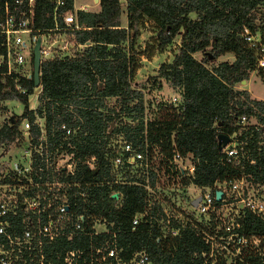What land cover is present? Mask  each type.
Returning a JSON list of instances; mask_svg holds the SVG:
<instances>
[{"label": "trees", "instance_id": "16d2710c", "mask_svg": "<svg viewBox=\"0 0 264 264\" xmlns=\"http://www.w3.org/2000/svg\"><path fill=\"white\" fill-rule=\"evenodd\" d=\"M27 1L22 0L20 10L26 9ZM65 1L59 12L73 11V0ZM123 2L126 28L119 27L121 0H99L98 13L76 10L81 28L69 30L68 34L82 47L72 57H54L41 62L36 109L28 107V96L35 92L33 78L0 75V100L13 96L24 106L19 117L9 118L0 126L2 152L23 142L21 127L25 119L30 123L32 141H36L39 130L34 113H37L44 115L49 149L57 153L66 150L77 155L95 154L98 158L95 172L83 166L74 174L61 169L57 175L54 160H50L49 166L40 162L43 181L59 179L69 184L65 186L66 194H75L69 201L70 212L101 216L108 223L103 234L92 235L85 225L81 234L71 239L60 236L53 241L45 240L43 264H64L67 251L87 248L113 235L124 258L143 248L154 264H191L194 253L207 249L189 222L178 235L164 236L159 222L164 213L156 203L132 229V218L144 210L147 195L141 186L107 182L110 164L105 160V146L113 134H123L134 148L147 140L169 157L174 151L183 156L191 154L194 169L183 178L185 184L212 188L244 178L264 196V100L251 97L246 89L234 88L242 80H248L251 72L264 78V65L260 64L264 60V0ZM53 7L50 0H33L30 26L39 35L43 29L55 27ZM2 13L0 10V16ZM145 20L151 21L156 30L155 45L149 51L145 49L149 57L155 51L162 52L181 34L174 60L163 63L159 74L171 88L179 90L178 104L156 103L155 97L146 98L143 89L132 86L140 64L134 53L125 55L121 44L131 36L129 50H132ZM57 23L64 27L62 17L57 16ZM4 52L0 44V54ZM196 53L201 54L200 60L194 57ZM228 53L233 55L232 62L219 61L211 68L207 66ZM3 71L4 66L0 68ZM16 84L26 92L18 93ZM161 88L160 80L154 79L148 91ZM146 109H151L154 116L145 121ZM242 116L247 119L244 124L240 121ZM251 118L254 123L249 122ZM62 124L75 133L65 139ZM219 134L227 135L230 142L237 144L238 156L228 160L225 147L222 150L218 147ZM39 161L34 157L35 166ZM7 167L8 164L0 166V182L12 180L11 173L3 175ZM34 178L37 179L36 175ZM79 191L85 192L83 198L78 195ZM113 191L119 193L118 199L111 197ZM33 193L29 190L25 195ZM27 215L24 209L18 208L16 215L6 216L17 234L23 231L22 220ZM239 222L246 236L264 238V219L259 215L245 211ZM173 223L176 227L179 225L176 221ZM1 243L6 245V239L0 234ZM244 264H264V255L247 254Z\"/></svg>", "mask_w": 264, "mask_h": 264}, {"label": "built area", "instance_id": "2783aa9c", "mask_svg": "<svg viewBox=\"0 0 264 264\" xmlns=\"http://www.w3.org/2000/svg\"><path fill=\"white\" fill-rule=\"evenodd\" d=\"M53 2V18L55 27L43 29L42 34L30 26L32 18L33 0L27 1L26 9L20 10L22 0H0V44L5 52L0 54V72L2 76L10 78H32L33 48L40 38V61L53 59L54 57L67 58L75 53L68 51V44L57 46L55 39H46V32H61L81 27L77 23L76 9L73 11L59 12L64 6L65 0H50ZM78 10V9H77ZM84 10V9H81ZM57 16L62 17L64 27H59ZM246 39L250 40L249 37ZM74 44L79 51L81 44ZM264 60L262 65H264ZM16 81V79H15ZM18 93L24 94L26 89L16 84ZM40 87V85L38 86ZM36 88V87H35ZM23 89L22 92L19 90ZM30 96V95H29ZM181 94L176 93L170 97L162 98L158 95L156 103L168 101L178 104ZM36 109V108H34ZM32 109V110H34ZM148 110L145 118L147 120ZM34 123L38 125L39 135L35 142L32 141L30 123L25 119L21 132L23 140L29 144L27 153L21 160L9 161L3 175L11 173V182H0V234L6 239V245L0 244V264H43L45 255L43 242L53 241L60 236L68 239L81 234L85 225H88L92 235L107 232V221L101 216L74 214L70 212V198L66 194V181L59 179L43 181L39 171H43L40 162L49 166L50 160H54V172L59 175L61 169L68 174H74L78 167L85 166L91 171L98 169V158L95 154H76L75 151H61L49 149V141L46 136L43 114L34 113ZM241 123L247 122L245 116L241 117ZM64 138L75 133L65 124ZM70 146V143H68ZM71 147H73L71 145ZM228 160L238 156L239 149L235 142H230L226 147ZM105 160L110 164V179L112 183H128L141 186L147 195L144 210L136 212L132 218V229H135L156 203L164 216L159 220L164 236L178 235L180 229L188 222L207 245V249L194 253L191 264H235L245 262V256L254 252L264 255V238L258 236H246L241 230L239 218L245 211L255 213L264 219V196L258 194L244 178L224 182L221 185L210 187H198L193 183L185 184L183 178L191 175L194 169L191 154L185 156L178 152L172 156L165 155L158 146L151 145L145 140L138 148H134L132 142L123 134H113L106 142ZM242 150V147H240ZM34 157L39 159V164L34 165ZM36 175L37 179L34 178ZM159 182L168 186L183 187L190 194V211L173 213L163 204L156 201V188L161 187ZM33 190V195H25L26 191ZM222 191L220 200H216L215 192ZM63 192V195H59ZM115 193L114 191L112 194ZM118 193V192H117ZM85 192L79 191L83 198ZM111 194V195H112ZM200 197L198 205L194 207L192 201ZM119 198V193L116 199ZM22 208L27 212L23 218L24 229L17 234L6 218L8 215H16L17 209ZM179 225L174 226L175 222ZM114 235L97 243H91L87 248L69 250L65 253L64 264H154V261L146 249H139L128 257L121 255V249L115 244Z\"/></svg>", "mask_w": 264, "mask_h": 264}, {"label": "rangeland", "instance_id": "374dc122", "mask_svg": "<svg viewBox=\"0 0 264 264\" xmlns=\"http://www.w3.org/2000/svg\"><path fill=\"white\" fill-rule=\"evenodd\" d=\"M121 2L122 6L119 16V27L126 28L127 17L125 6L123 0H121ZM73 7L76 10L80 9L81 7L86 11L96 13L100 12L101 10L99 4H96L93 0H74ZM44 36H46L45 38L50 41L55 39V44L59 47L67 43L68 51L66 50L64 53H74L78 47L74 44V41L71 39L72 37H69L68 31L45 32ZM130 37L121 44V47L127 56L134 53L138 58V63L140 64V67L134 73L132 86L143 89L146 92V98H156L158 95H160L162 98L167 99L173 94H178L179 90L171 88L168 83L159 76V74L160 66L163 63H171L174 60V56L180 46L181 34L177 35L171 44L167 46L162 52L155 51L151 57H149L148 52L145 51V49L148 50L150 46L155 45L156 42V30L154 29L153 23L151 21L145 20L143 25L140 26L139 33L132 44V50H129ZM257 38L258 36L256 39ZM194 57L200 60L201 54L196 53L194 54ZM233 60V55L228 53L220 56L218 60L208 63L207 66L211 68L212 65H215L219 61L232 62ZM154 79L160 80L162 88L160 90L151 89V91H148L152 84H154ZM246 81L248 82L237 83L234 88L248 89L251 97L264 100V78H262L256 72H251L249 79ZM22 90L23 89H20L19 91L22 92ZM39 91L40 87H36L35 92L28 96V107L30 109L37 107V93ZM23 110V104L16 100L13 96L9 97V99L0 100V126L3 123L8 122L9 118L19 117ZM151 116L153 117L154 113L150 109L147 113V117L149 118ZM249 122L254 123L255 120L251 118ZM114 125L115 124H113L112 127H114ZM28 148L29 144L26 140H23V142L19 143L18 145L10 146L7 151L2 152V148H0V166L3 167V164L7 166L9 161H14L16 159L21 160L23 155L27 153ZM159 185H161V187L155 189L157 192L156 201L159 202V204H163L166 209H169L175 214L182 211L191 212L189 204L191 197L186 189H184L182 186H168L166 183L162 182H159Z\"/></svg>", "mask_w": 264, "mask_h": 264}, {"label": "water", "instance_id": "95a60500", "mask_svg": "<svg viewBox=\"0 0 264 264\" xmlns=\"http://www.w3.org/2000/svg\"><path fill=\"white\" fill-rule=\"evenodd\" d=\"M96 4H99V0H93ZM32 65H33V73L32 78L34 81V86L38 87L40 85V38H38L34 48H33V54H32ZM264 59V56H263ZM242 83H245L246 80H242ZM230 143V138L227 135L219 134L218 135V147L220 150H222L224 147H226ZM222 195L221 190H217L215 192V198L216 200H220ZM118 196V193L115 192L111 195L112 198L116 199ZM200 201V197L195 198L192 201V205L196 207L198 205V202Z\"/></svg>", "mask_w": 264, "mask_h": 264}, {"label": "crops", "instance_id": "0c3cea01", "mask_svg": "<svg viewBox=\"0 0 264 264\" xmlns=\"http://www.w3.org/2000/svg\"><path fill=\"white\" fill-rule=\"evenodd\" d=\"M74 1V0H73ZM80 9H82L81 7H80ZM248 81H246L245 83H247ZM242 83V82H241ZM243 89H245V88H243ZM248 90V89H247ZM249 91V90H248Z\"/></svg>", "mask_w": 264, "mask_h": 264}]
</instances>
